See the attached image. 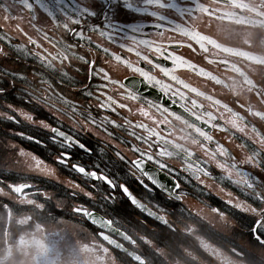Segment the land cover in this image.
Listing matches in <instances>:
<instances>
[{
  "label": "flooded vegetation",
  "instance_id": "1",
  "mask_svg": "<svg viewBox=\"0 0 264 264\" xmlns=\"http://www.w3.org/2000/svg\"><path fill=\"white\" fill-rule=\"evenodd\" d=\"M208 1L221 3L223 5L221 9L229 11L232 9L231 4L226 3L225 0ZM254 1L258 2V0ZM90 2L91 0H59L57 5L56 0H0V49L7 54V56L0 54V86L5 89L4 94H0V264H225V261L227 264H264V244L255 242L249 235L250 216L253 214L235 209L226 204V201L232 199L234 202L246 201L249 206L256 205H253V201L244 194L245 190L241 187L221 179V172L215 168L211 160L210 171L213 176L211 178L201 176L206 185L203 190L194 179L191 182L185 180L186 173L180 170L179 160L168 161L176 166L177 182L181 184L185 192L182 204L169 199L162 190L145 191L138 182L145 180V183H148L129 162L130 159H135L130 145L143 146V142L135 140L132 133L135 132L136 135H147V133L144 129L135 127L136 124H147L163 135H169L171 132L172 138L180 143L185 142L181 137L189 134L187 126L177 121L172 112L165 116L154 107L148 109L144 103V100L155 104L164 103L145 92L146 89H154L159 94L165 95L161 87L147 84L141 91L139 73L123 63L118 64L113 58L101 52L97 66L111 68L112 73H115L113 79H118L121 83L126 77H132L133 80L129 83L142 97L138 101H129L121 97L117 103H128L131 111L128 108H117V112H112L99 107V103L104 102V95H101L98 101L96 95L86 97L83 93H75L69 88L58 85L59 77L55 74L45 76L46 80L51 79L52 91L63 90L70 99H75L82 105L83 111H90L97 121V126L90 123L82 126L83 118L79 114L74 120L70 119L65 112L57 110L58 107L64 108V105L57 104L53 107L56 103L55 99L50 98L46 101L42 98L50 95L47 93V85L39 87L38 84L31 83L37 80L38 73L41 71L40 63L29 57L23 48H16V46L19 43L26 45L29 49L32 48L31 45H27L25 34L36 35L30 27L33 15L37 17V27H45L50 35L55 34L59 37L63 34V28L57 26L55 21L49 20L43 11V8L49 5L57 9L61 23L67 20L70 26H73L70 18L74 14L79 16L80 27L77 30L84 29L86 37L91 34L94 25L107 24L114 37L109 49L111 53L121 54L116 44L124 43L126 40L133 43L154 40L163 43L167 51L174 53V56L194 55L193 50L186 46L190 41L189 37L167 33L166 27L170 25L165 21L157 20L147 23L138 31H132L131 29L134 28L118 24L120 20L131 17L132 13L125 14L121 11L110 14L109 19L112 15L117 17L113 23L105 21L102 14L96 17L80 15L81 7ZM140 2L142 0H133L134 4ZM97 11H99V0H97ZM241 16L252 17L253 13L244 10ZM220 21L232 29L229 34L226 33V36L234 38L233 41L238 43V33L247 26L229 22V20ZM258 29H261L260 25ZM93 39L100 42L98 32ZM169 40L174 42L171 47H168ZM9 42L12 48L8 47ZM44 47L50 52L53 51L47 42ZM32 50L36 51V49ZM202 54H208V52H197L196 59H200ZM218 54L221 57L223 55L221 52ZM123 55L133 67L141 66L162 83L171 84L172 91L179 87L181 92L186 93V107L192 108L191 101L195 99L197 105L204 106L205 112L210 110L214 114H223L225 120L231 118L227 110L222 107H212V102L207 99H198V95L190 89L185 90L183 84L173 83L170 77H165L160 72L155 63L172 68L177 80L184 82L198 79L193 69L173 67L170 61L161 59L159 56H155L153 65H149L148 62L141 61L134 53L125 51ZM56 63L59 64V61ZM13 74L16 75V80H13ZM92 83L93 85L103 84V81L96 79ZM119 87L120 85L109 84L107 94L118 92ZM124 87L127 88L128 85ZM172 91L165 96L173 105L181 108V104L185 101L179 96L174 97ZM100 93H103V89H100ZM164 104L167 107L165 111L170 110L179 114L178 111ZM89 105H91L90 108ZM141 106L150 111V115L157 117V124L154 125L149 118L137 111V108ZM236 111L245 114L241 109ZM25 113L31 115L32 119H28ZM182 115L186 116L189 122L201 124L189 114ZM105 117L108 120H117L120 124H123L124 117H127L131 124H126L123 128H114L107 123ZM41 121L78 138L87 149H90V151L82 150L72 146L69 149L72 153L68 161L69 165L78 163L88 170L98 168L113 178L117 184L124 183L149 208L162 205L165 209L164 214L175 225L176 231H170L169 228L157 223L131 205L119 188L112 190L102 181H94L67 165L57 163L56 157L62 149L52 142L50 138L52 133L41 125ZM163 121H167V124L159 123ZM250 122L264 131L261 120L256 119ZM101 126L107 127L108 131L105 132ZM202 126L209 130L216 140L224 142L237 159H242L249 154L247 148L239 149L237 145L248 141L249 144L256 143L258 147L264 148L250 129L245 135L236 133L229 141L228 136L231 133L226 134L208 129L207 125ZM181 129H183L182 132ZM108 132L113 134L109 135ZM37 140L40 142H35ZM207 147L211 148L213 145L209 142ZM20 150H23L26 155L20 154ZM117 150L125 159L122 160L115 155ZM196 152L198 157H204L203 150L196 149ZM32 156L42 160L41 167H46L50 171H41L30 166ZM243 167L252 176L264 179V167L256 169L250 164ZM153 168L154 165L149 163L148 170L152 171ZM155 174L162 182H168L172 175L168 170H164L161 175L159 168H155ZM21 183L32 187L26 189L24 194H18L11 186ZM247 191L249 196L253 195L251 190ZM260 191H264V186L260 187ZM108 193L114 196V200L105 202L101 197ZM85 194H91L93 198L89 200ZM45 195L49 199H45ZM4 204L8 205L7 209L3 207ZM36 205H43L42 210L37 209ZM74 206H84L90 210L95 208L97 214L110 216L116 221L114 226L123 230L132 242L126 241L118 234L110 232L106 234L120 241L127 248L138 252L144 258V262L136 263L123 251H117L104 238L97 235L101 229L94 228L85 222L83 216L73 212ZM259 207H264V204H260ZM213 208L224 212V217L221 218L214 213ZM193 209L195 212L192 211ZM188 224L195 227V235L202 236L209 242L208 250L202 249L194 236L184 233L183 229ZM209 251L212 255L208 254Z\"/></svg>",
  "mask_w": 264,
  "mask_h": 264
},
{
  "label": "snow or ice",
  "instance_id": "2",
  "mask_svg": "<svg viewBox=\"0 0 264 264\" xmlns=\"http://www.w3.org/2000/svg\"><path fill=\"white\" fill-rule=\"evenodd\" d=\"M226 3L231 4L232 9H218L212 8L206 2V0H195V3L190 5L191 16H188L187 11H181L178 13L180 17H188V22L185 23L181 19V25H177L176 31L181 32L183 35L189 37L190 41L194 42L199 48L207 52L208 46L217 49L218 51H225L229 55H240L247 58V51L245 49H231L226 45H222L219 41L214 40L211 36L205 35L203 32L196 28L195 21L198 18L204 16L210 19L216 20H231V22L236 24H245L249 22V18H242L241 13L244 10H248L253 13L251 20L257 24H264V0H258L257 3H250V0H225ZM56 4H59V0H56ZM144 5L155 6L151 13L152 17H158L161 20L166 19V15L163 14L164 10L175 11L172 7L170 0H142L140 3H133V0H99V11H97V0H91L90 4L83 5L80 9V15L96 17L102 14L105 21L108 23H113L117 19L115 15L109 19L110 14L116 12L132 13L131 18L128 20V25H132L137 19L139 14H144L147 12V8ZM44 13L49 20L55 21L56 25L62 27L64 32L59 37L55 34H51L49 30L45 27H37L36 19L37 17L33 15L31 17L30 27L33 32L36 33L35 36L27 35V45H31L32 48L29 49L24 44H17L16 48H23L27 55L40 63L41 71L38 73L37 80L32 81L33 84H38L39 87L47 85V93L50 95L42 97L46 101L50 98L55 99L57 104L64 105V108L58 107V111H63L69 116L70 119H75L77 114H79L83 120L81 124L90 123L93 126H97V121L92 117L90 111H83L82 105L79 104L75 99H70L68 95L65 94L63 90L52 91L51 79L46 80L45 76H51L55 74L59 77L58 85H62L65 88H69L70 91L75 93H83L86 97H92L96 95L98 101H100V96L104 95V102L99 103L101 109H109L112 112H117V108L125 109L131 108L128 103H117V101L123 97L129 101H138L142 99L138 91L131 87L130 81L133 80L132 77H126L121 83L118 79H113L111 68L98 67L97 62L100 59V53L103 52L105 56H110L118 64L123 63L127 67L132 68L134 72L139 73V83L140 90L147 84H152L162 88L165 95L172 91V85L169 83H162L161 80L157 79L149 71H145L141 66H135L129 62L123 53L126 51L130 54H135L141 61L148 62L149 65H153L155 56H159L161 59H167L173 64V67L179 66H189L196 69V65L192 64L191 61L185 62L183 57L174 56V53L167 51L164 44L154 40H141L139 43H133L129 41H124V43H118L116 46L121 50V54L111 53L109 51L112 46V36L111 31L108 29L107 24H96L92 27V32L87 37L85 36L84 29L77 30L80 27V18L74 14L71 18V25L65 20L61 23V17L57 15V9L54 6H46L43 8ZM141 25H136L132 31H138ZM107 29V30H106ZM99 33L101 38L100 42L93 39L96 33ZM70 34V35H69ZM73 38H75L73 40ZM45 42L53 49V51H48V48L44 47ZM174 42L169 40L168 47H171ZM107 45V46H105ZM188 48H193V43H188L186 45ZM8 47L12 48V44L9 42ZM32 49H36L33 51ZM95 53V54H93ZM147 53V54H145ZM0 54L7 56L6 53L0 49ZM154 54V55H152ZM59 61V64L56 63ZM180 63L177 64L176 62ZM255 64L264 65V58H256L252 61ZM219 63L228 65L227 60H220ZM157 68L165 77H170L171 81L176 84H183L185 90L189 89L188 84H184L182 81H178L176 75L173 74L172 68L162 66L160 63H155ZM232 70L236 71L242 80L238 83L233 84L232 93L236 97L234 100L235 105L240 108L241 111H236L233 107H229V104H221L219 99H214L212 96H207L206 99L212 101V107H222L230 113L231 118L225 120L223 114H214L212 111H204L203 105H197V101L193 99L191 101L193 107H186L187 96L185 92H181L179 87L175 91H172L174 97L179 96L180 99L184 100L185 103L181 104V108L184 109L191 117L195 120L200 121L201 124L195 122H189L188 118L182 114H176L174 111L167 110L164 103L155 104L152 101L144 100V103L148 106V109L156 108L157 111L161 112L165 116L169 112H172L177 121L182 122L186 125L189 134L187 136H182L185 142L180 143L178 140L172 138L171 132L169 135H163L159 130H155L149 125L144 123H138L135 127L144 129L147 135L141 134L136 135L135 132L132 135L135 140L142 141L143 146L137 144H131L130 150L135 155V159H130V164L135 168L145 180H139L138 182L145 189V191L162 190L166 193L169 199H174L178 203H183V198L185 192L181 188V184L177 182V177L175 175L176 166L170 164L168 161L170 159H177L180 163V170L186 173L185 180L191 182L193 179L197 182V185L203 190L205 181L201 179V176L212 177L213 174L210 171V160L214 162L215 168L221 172V179H226L231 181L233 184L241 187L244 194L253 201V205L249 206L246 201L234 202L232 199H228L226 204L231 205L235 209H239L244 213H252L250 216V230L249 235L255 242L264 244V207H259L260 204H264V191H260V187L264 186V179H260L258 176H252L243 166L251 165L253 168L259 169L264 167V148H260L256 143L249 144V142L242 143L236 147L239 149L247 148L249 154L242 158L237 159L232 151L226 146L224 142L216 140L202 125H207L208 129H214L218 132L231 133L228 136V140L231 141L232 136L236 133L247 134L250 132L256 137L259 144L264 145V131L257 128L255 123L248 120L249 116L258 117L260 120H264V80H254L247 73L240 70L237 66L232 65ZM199 71L204 73V69L200 68ZM212 79L217 80V77L213 76L211 73H207ZM13 80L17 77L13 74ZM22 79H26L21 77ZM100 79L103 84L93 85V81ZM38 81V82H37ZM220 83L219 80H217ZM120 85L118 92H113L111 95L107 94L108 85ZM128 85L127 88L124 86ZM240 91L248 94L245 100L240 99ZM63 89V88H62ZM100 89H103V93H100ZM191 92L197 93L196 88H191ZM4 87L0 86V94H4ZM199 96H204L203 92L198 93ZM116 97V99H114ZM91 105H89V108ZM137 111L144 117L149 118L155 125L158 123L157 117L150 115V111L145 110L143 106L138 107ZM198 113H203L202 115ZM28 119H32V116L25 113ZM11 119V118H9ZM108 124L112 125L114 128H123L126 124H131L127 117H124V123L120 124L117 120H108L107 117L104 118ZM167 124V121L159 122ZM41 125L48 128L51 135V140L53 143L57 144L62 150L56 157V162L62 165H67L71 169L80 173L83 176L90 177L91 179L102 181L107 184L112 190L119 188L123 193V196L128 200V202L135 208L140 210L142 213L153 218L157 223L162 224L164 227L169 228L170 231H176L175 225L171 223L167 216L164 214L165 209L162 205H154L153 208H149L146 204L142 202L133 192L124 184H117L113 178L104 174L98 168L94 170H88L84 166L78 163L68 164L71 158V151L69 150L72 146L81 148L82 150H89L86 145L83 144L78 138L70 135L69 133L61 130L58 127L49 126L41 121ZM105 132L108 131L107 127H103ZM183 129H181V132ZM109 135L113 133L108 132ZM154 138V139H153ZM238 139L240 137H237ZM34 139V138H32ZM39 143L40 141H35ZM211 143L213 147L208 148L207 144ZM196 149H201L204 151V157H198ZM22 155L23 150L19 152ZM115 155L120 159H125L119 150L116 151ZM195 158V159H194ZM32 164L30 166L36 167L41 171H50L46 167H41L42 160L35 156L31 157ZM154 165L152 171L148 170V164ZM155 168L161 169V175L164 170L170 171L171 178L168 182H162L155 174ZM14 191L18 194H24L26 189H30L32 186L29 184H18L11 186ZM253 192L252 196H249L248 191ZM75 195V194H74ZM88 196L89 200L93 197L91 194H85ZM231 195V194H229ZM45 199H49L46 195ZM101 199L105 202L114 200V196L111 193L104 194ZM31 203V202H29ZM5 209L8 208L7 204H4ZM37 209L42 210L43 205H36ZM73 212L80 214L84 217L85 222L92 225L94 228H99L101 231L97 235L104 239H108L105 229L112 227L116 221H114L110 216L98 215L95 208L89 209L84 206H74ZM195 212V209L192 210ZM212 211L216 213L221 218L224 217V212L220 211L218 208H213ZM117 231V229H113ZM186 235L194 236V238L199 242V246L202 249H209V242L202 236L195 235L196 229L192 225H186L183 229ZM128 238V237H125ZM39 245V242H36ZM110 243L115 247L117 251L122 248V245L117 244L115 240H111ZM209 255L212 253L209 251ZM227 264V261H225Z\"/></svg>",
  "mask_w": 264,
  "mask_h": 264
},
{
  "label": "rangeland",
  "instance_id": "3",
  "mask_svg": "<svg viewBox=\"0 0 264 264\" xmlns=\"http://www.w3.org/2000/svg\"><path fill=\"white\" fill-rule=\"evenodd\" d=\"M170 2L175 11L164 10L163 14H165L167 18L163 19L162 21H165L166 24L170 25V27H166L167 33H170L172 35H183L181 32L176 31L175 29L177 28V25H181V19H183L184 22L187 23L188 17L182 18L178 15V13H180L181 11H187L188 16L190 17V5L194 4L195 0H170ZM206 2L212 8L221 9V7L223 6L221 3H215L214 1L206 0ZM250 3L255 4V1L250 0ZM144 7L147 8V12H145L144 14H139L132 25H128V20L131 17L125 20H120L118 24L135 28L136 25L142 26L147 23L161 20L158 17L151 16V13L154 10L155 6L144 5ZM246 18H249V22L245 23V26H247V28L242 29L238 33V43H235L233 41L234 38H229L228 36H226V33L229 34L232 29H230L229 25L224 24L222 21L210 19L207 16L198 18L195 21L196 28L199 31L203 32L205 35L211 36L214 40L219 41L222 45L228 46V48L245 49L248 53L247 58H244L240 55H229L225 51H218L217 49L210 46L207 51L208 54H202L200 55V59H196L195 54L202 50L194 42L188 41V43H193V48H195V51H193L194 55L176 56L183 57L185 62L191 61L192 64L197 66L196 69H193L189 66L180 67L185 69H193L195 76L198 77L197 80H188L187 82L182 81L184 84L189 85V89L196 88L197 95L199 92H203L205 94L204 96L198 95V99L206 100L207 96H212L214 99H219L221 101V104L227 103L229 104V107H233L236 110L240 109L235 105L234 100L236 99V97L231 91L233 89V84L240 82L242 80V77L236 71L232 70V65L237 66L240 70L247 73L254 80H264V65H259L252 62L258 57L264 58V24L255 23L251 20V17ZM229 22H231V20H229ZM258 25L261 26L260 30L258 29ZM231 34H233V32ZM219 52L223 53L222 57L219 56ZM220 60H227L229 64H221L219 63ZM200 68H203L205 70L204 73H201L199 71ZM207 73H211L213 76L217 77V80H219L220 83L208 76ZM237 91L239 92L240 99L242 101L246 98H250L248 97L247 93L240 91L239 87L237 88ZM248 119L250 121H254L256 119L260 120V118L253 116H249ZM261 122H263L264 124V120H261ZM236 151L238 150L236 149Z\"/></svg>",
  "mask_w": 264,
  "mask_h": 264
},
{
  "label": "water",
  "instance_id": "4",
  "mask_svg": "<svg viewBox=\"0 0 264 264\" xmlns=\"http://www.w3.org/2000/svg\"><path fill=\"white\" fill-rule=\"evenodd\" d=\"M146 93H148L150 96H153L154 98H157L159 100H161L162 102L166 103L167 105L171 106L173 109L177 110L178 112H181L183 113V110L174 106L169 100L168 98L165 96V95H161L159 94L157 91H155L154 89H146L145 91ZM99 215V214H98ZM113 229H117V231H113ZM107 231H110V232H113L114 234H118L120 236H122L123 238L125 237H128V238H125L126 240H129L131 241L130 237L127 236L122 230L118 229L117 227L115 226H112V227H109L107 229H105ZM108 236V239H105L108 243H110L111 240H115L113 239L112 237H110L109 235ZM116 241V240H115ZM117 244L119 245H122L120 242L116 241ZM111 244V243H110ZM112 245V244H111ZM113 246V245H112ZM122 251H125L133 260L135 261H143L142 258L136 253L134 252L133 250L131 249H128V248H125L123 245H122V248L120 249Z\"/></svg>",
  "mask_w": 264,
  "mask_h": 264
}]
</instances>
